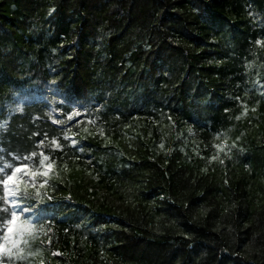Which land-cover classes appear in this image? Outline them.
<instances>
[{"label":"trees","instance_id":"16d2710c","mask_svg":"<svg viewBox=\"0 0 264 264\" xmlns=\"http://www.w3.org/2000/svg\"><path fill=\"white\" fill-rule=\"evenodd\" d=\"M0 121L54 162L16 264H264V0H0Z\"/></svg>","mask_w":264,"mask_h":264},{"label":"snow or ice","instance_id":"6c2138e0","mask_svg":"<svg viewBox=\"0 0 264 264\" xmlns=\"http://www.w3.org/2000/svg\"><path fill=\"white\" fill-rule=\"evenodd\" d=\"M67 103L73 109L67 118L72 120L75 115L80 114V106L73 101ZM24 107L25 102L21 101L13 110L23 112ZM53 122L61 123L56 119ZM6 126L7 121H0V128ZM64 139H69L67 134ZM51 143L57 148L61 147L57 138H52ZM71 143L75 145L76 141L73 139ZM43 144L44 141L41 140L37 147ZM3 151L4 149L0 148V153ZM80 151H83L82 147ZM9 155L10 160L0 155V264H5V256L8 258V264H16L35 254L28 246L30 239L36 234L41 210L25 202L42 198L43 193L39 189L44 188L47 182L40 181L37 177H47L54 163L43 151L39 153L38 164L36 151L23 155L12 152ZM29 188L34 191L30 193Z\"/></svg>","mask_w":264,"mask_h":264}]
</instances>
